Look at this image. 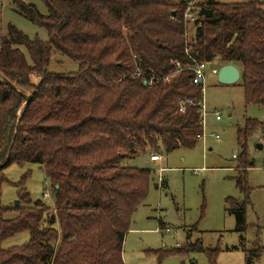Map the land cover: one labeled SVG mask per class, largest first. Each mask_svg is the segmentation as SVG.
Wrapping results in <instances>:
<instances>
[{
  "label": "trees",
  "instance_id": "1",
  "mask_svg": "<svg viewBox=\"0 0 264 264\" xmlns=\"http://www.w3.org/2000/svg\"><path fill=\"white\" fill-rule=\"evenodd\" d=\"M40 1L46 14L13 0L20 15L46 30L47 41L30 39L12 25L0 38V243L29 234L23 245L0 249V264H124V237L147 196L151 172L122 162L159 146L167 153L193 148L201 132L197 108L179 111L181 103L201 98L189 71L151 87L135 75L164 77L175 63L192 65L183 38L190 0ZM197 5L212 15L200 17L187 43L191 55L199 62L235 65L245 103L264 107V3ZM57 52L76 61L78 70L48 72ZM259 130L264 122L247 120L237 131L236 185L244 193L253 167L247 143ZM27 163L44 169L54 208L31 200L23 187L26 173L17 191L22 206L5 219L4 171ZM227 204L236 231L244 232L245 204ZM196 250L215 264L218 248L199 244L183 251ZM168 254L173 253L158 257ZM262 254L257 247L250 256Z\"/></svg>",
  "mask_w": 264,
  "mask_h": 264
},
{
  "label": "rangeland",
  "instance_id": "2",
  "mask_svg": "<svg viewBox=\"0 0 264 264\" xmlns=\"http://www.w3.org/2000/svg\"><path fill=\"white\" fill-rule=\"evenodd\" d=\"M21 1L35 5L42 14L47 12L40 0ZM206 1L197 0V3ZM212 1L221 4L247 2ZM9 25L30 39L48 40L46 30L20 15L13 0H0V38L7 34ZM192 31L188 28V42L193 38ZM221 65L215 60L206 66L203 91L206 149L202 140L193 148H179L169 153L159 146L122 162L123 166L151 172L147 196L133 214L124 238V264H211L203 252L183 251L199 244L208 249L218 248L215 264H247V257L251 264H264V254L256 258L250 256L257 247L264 249V162L263 151L256 147L257 144L264 147V131H256L248 139V155L253 167L246 172V192L236 185V167L241 154L237 131L245 127L247 120L264 122V107L245 103L240 80L232 85L220 84L212 68ZM78 66L76 61L57 52L47 69L51 73L75 72ZM215 112L220 113V121L215 120ZM212 134L218 135L220 140L213 139ZM152 153L161 155L162 160L151 162ZM4 173L7 182L1 185V205L8 209L5 219L17 215L12 209L18 201V183L26 173L23 187L31 200L54 208V194L42 167L33 163L12 164ZM228 200L245 204L244 232L236 231L235 218L227 211ZM28 240L29 234L23 232L1 242L0 249L21 246ZM165 252L173 254L159 259L158 256Z\"/></svg>",
  "mask_w": 264,
  "mask_h": 264
},
{
  "label": "built area",
  "instance_id": "3",
  "mask_svg": "<svg viewBox=\"0 0 264 264\" xmlns=\"http://www.w3.org/2000/svg\"><path fill=\"white\" fill-rule=\"evenodd\" d=\"M197 0H190L183 12V24H184V33H183V38L185 40V49H184V53L186 55V57L191 61L192 65H189V67H184L179 63H175V70L169 74H167L164 77H158V76H151V75H143L142 72L138 71L135 75L136 76H141L142 78H144L143 83H145L146 86L151 87L154 83H156L157 81H163L165 83H169L172 78H174L176 75H179L182 72L185 71H189L190 74V78H191V84L195 85V86H199L201 88V98L198 101H191L188 100L187 102L181 103L180 104V108L179 111L180 112H184V106H191L194 108H197L199 110L200 113V121L199 124L201 126V132L196 136L197 141L202 140L203 141V147L204 149H206V138L207 135L204 131V125H205V117H206V108H205V104H204V99H203V91H204V82H205V77H206V66L207 63L205 62H199L197 59H195L191 53L190 50L188 48V36L189 32H188V28H192V32L191 35H195V32L197 30V28L199 26H201L200 23V17L198 16V11L200 9V6L197 5ZM219 67H214L212 68V72L214 74H217ZM215 120L216 121H220L221 120V116L219 112H215L214 114ZM213 139H215L216 141L220 140V137L218 135H210ZM262 151H263V162H264V147L262 146ZM236 156H233V158H235ZM150 161L151 162H156L159 163L162 160V156L159 155L158 153H152L150 154ZM162 171V170H160ZM44 197H47L46 195Z\"/></svg>",
  "mask_w": 264,
  "mask_h": 264
},
{
  "label": "water",
  "instance_id": "4",
  "mask_svg": "<svg viewBox=\"0 0 264 264\" xmlns=\"http://www.w3.org/2000/svg\"><path fill=\"white\" fill-rule=\"evenodd\" d=\"M211 15H212L211 10H207L204 7H200L198 11L199 17L210 18ZM239 80H240V71L235 65L227 64V65H223L219 67L218 72H217V81L220 84L232 85V84L237 83ZM25 99H26V103L30 101L29 96H26ZM256 147L258 150H262L261 144H257ZM18 205H19V201L15 203V207H18Z\"/></svg>",
  "mask_w": 264,
  "mask_h": 264
},
{
  "label": "crops",
  "instance_id": "5",
  "mask_svg": "<svg viewBox=\"0 0 264 264\" xmlns=\"http://www.w3.org/2000/svg\"><path fill=\"white\" fill-rule=\"evenodd\" d=\"M210 149V148H209ZM211 150V149H210ZM125 238V237H124Z\"/></svg>",
  "mask_w": 264,
  "mask_h": 264
}]
</instances>
